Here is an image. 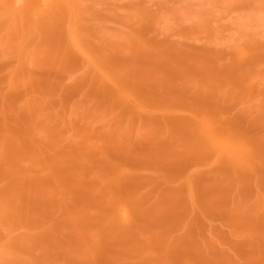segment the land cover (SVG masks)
<instances>
[{
    "label": "rangeland",
    "instance_id": "obj_1",
    "mask_svg": "<svg viewBox=\"0 0 264 264\" xmlns=\"http://www.w3.org/2000/svg\"><path fill=\"white\" fill-rule=\"evenodd\" d=\"M0 264H264V0H0Z\"/></svg>",
    "mask_w": 264,
    "mask_h": 264
},
{
    "label": "bare ground",
    "instance_id": "obj_2",
    "mask_svg": "<svg viewBox=\"0 0 264 264\" xmlns=\"http://www.w3.org/2000/svg\"><path fill=\"white\" fill-rule=\"evenodd\" d=\"M23 2V1H22Z\"/></svg>",
    "mask_w": 264,
    "mask_h": 264
}]
</instances>
